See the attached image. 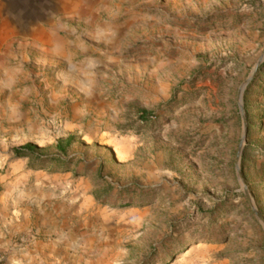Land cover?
Listing matches in <instances>:
<instances>
[{"label": "rangeland", "instance_id": "374dc122", "mask_svg": "<svg viewBox=\"0 0 264 264\" xmlns=\"http://www.w3.org/2000/svg\"><path fill=\"white\" fill-rule=\"evenodd\" d=\"M260 216L264 0H0V264H264Z\"/></svg>", "mask_w": 264, "mask_h": 264}, {"label": "trees", "instance_id": "16d2710c", "mask_svg": "<svg viewBox=\"0 0 264 264\" xmlns=\"http://www.w3.org/2000/svg\"><path fill=\"white\" fill-rule=\"evenodd\" d=\"M148 115H149L148 111L142 110L141 119L142 120L147 119ZM70 141L71 140H68V142H70ZM35 149H36V147L33 144H26L25 146H22L21 148H17L16 153L19 155L31 156L34 153Z\"/></svg>", "mask_w": 264, "mask_h": 264}, {"label": "water", "instance_id": "95a60500", "mask_svg": "<svg viewBox=\"0 0 264 264\" xmlns=\"http://www.w3.org/2000/svg\"><path fill=\"white\" fill-rule=\"evenodd\" d=\"M262 61H260L254 71H253V74L252 76L249 78V80L245 83V85L241 88L240 90V94H239V101H240V105H241V110H242V114H243V118H244V122H245V127L247 129V120H246V115H245V109H244V106H243V97H244V93H245V90L247 88V85L249 84V82L253 79V77L255 76L259 66L261 65ZM260 218L262 219V221L264 222V219L260 216Z\"/></svg>", "mask_w": 264, "mask_h": 264}, {"label": "crops", "instance_id": "0c3cea01", "mask_svg": "<svg viewBox=\"0 0 264 264\" xmlns=\"http://www.w3.org/2000/svg\"><path fill=\"white\" fill-rule=\"evenodd\" d=\"M31 37L34 39L35 38V35L33 34ZM3 233L4 232H3V230L1 229V226H0V236H2ZM0 242H3V241L0 240ZM3 262H4L3 264H11V263L12 264H20L18 261L16 262V261H13V260L8 259V258H4V261ZM26 263H28V261H26ZM23 264H25V263H23Z\"/></svg>", "mask_w": 264, "mask_h": 264}, {"label": "bare ground", "instance_id": "6f19581e", "mask_svg": "<svg viewBox=\"0 0 264 264\" xmlns=\"http://www.w3.org/2000/svg\"><path fill=\"white\" fill-rule=\"evenodd\" d=\"M201 245H203L202 243H199L198 245H196L195 247H198V246H201ZM192 250V248L191 249H189L188 251H187V253L188 252H190Z\"/></svg>", "mask_w": 264, "mask_h": 264}]
</instances>
